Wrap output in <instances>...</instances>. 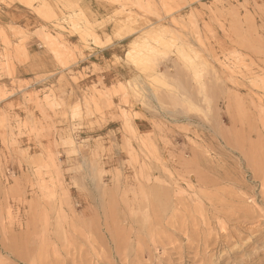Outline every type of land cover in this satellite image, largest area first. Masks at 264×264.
Returning <instances> with one entry per match:
<instances>
[{"label": "rangeland", "instance_id": "rangeland-1", "mask_svg": "<svg viewBox=\"0 0 264 264\" xmlns=\"http://www.w3.org/2000/svg\"><path fill=\"white\" fill-rule=\"evenodd\" d=\"M0 7V264H264V0Z\"/></svg>", "mask_w": 264, "mask_h": 264}, {"label": "crops", "instance_id": "crops-1", "mask_svg": "<svg viewBox=\"0 0 264 264\" xmlns=\"http://www.w3.org/2000/svg\"><path fill=\"white\" fill-rule=\"evenodd\" d=\"M2 10H0V25L7 27L10 24L11 17L8 16L7 11H5L4 7H0ZM21 25H24V22H21ZM120 49H114L112 48L109 50L108 48L105 50H99L97 52V55H94V58L98 60L100 64L103 63V60H106L107 58L113 57L114 54H119ZM113 72H118L120 70V66H117L115 68H111Z\"/></svg>", "mask_w": 264, "mask_h": 264}, {"label": "bare ground", "instance_id": "bare-ground-1", "mask_svg": "<svg viewBox=\"0 0 264 264\" xmlns=\"http://www.w3.org/2000/svg\"><path fill=\"white\" fill-rule=\"evenodd\" d=\"M212 3V2H211ZM78 7V6H77ZM208 10V9H207ZM80 12V11H79ZM210 12V11H209ZM79 14V13H78ZM80 15H82V14H80ZM84 18V17H83ZM78 20H80V19H78ZM128 21V20H127ZM76 23V22H75ZM73 24V23H72ZM77 24V23H76ZM87 23H86V21H85V25H86ZM79 25V24H78ZM262 25H263V23H262ZM260 26H261V24H260ZM100 26H98V28H99ZM250 27V26H249ZM248 27V28H249ZM84 28V27H83ZM251 28V27H250ZM263 28V27H262ZM101 29V28H100ZM257 29H259V28H257ZM248 30V29H247ZM102 31H104V30H102ZM243 32H245V31H243ZM248 32V31H247ZM260 32V31H259ZM262 32V31H261ZM246 33V32H245ZM258 33V32H257ZM106 34V33H105ZM243 36V35H242ZM249 39L250 40H248V38L246 37V36H243V37H245L246 38V42H244V40L242 39V41H240V39H239V37L237 38V40L236 41H234L233 42V44L235 45V47H239V48H241V47H244L243 49H245L246 48V50L247 49H249L251 52H252V54H253V56L254 57H256V58H258V59H262L263 61H264V51L263 50H261L259 47H257L255 44H253V43H255V42H252L254 39V36H253V34H250L249 33ZM156 37V36H155ZM261 37V36H260ZM106 39V38H105ZM96 41V40H95ZM258 44V43H257ZM247 53V52H246ZM261 61V60H260ZM238 111V110H237ZM151 201V200H150ZM154 204H156L155 202H153ZM150 205V204H149ZM111 208V207H110ZM108 209V208H107ZM116 216V215H115ZM29 238V237H28ZM26 239V238H25ZM23 241V240H22ZM24 242V241H23Z\"/></svg>", "mask_w": 264, "mask_h": 264}]
</instances>
